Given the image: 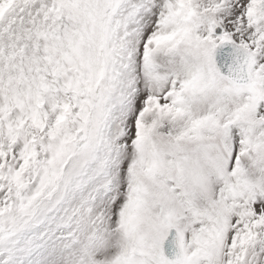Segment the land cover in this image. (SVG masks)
<instances>
[{"label":"snow or ice","instance_id":"1","mask_svg":"<svg viewBox=\"0 0 264 264\" xmlns=\"http://www.w3.org/2000/svg\"><path fill=\"white\" fill-rule=\"evenodd\" d=\"M0 264H264V0H0Z\"/></svg>","mask_w":264,"mask_h":264}]
</instances>
